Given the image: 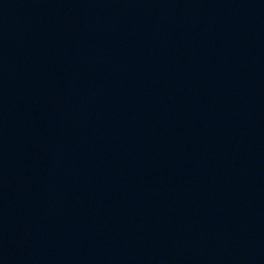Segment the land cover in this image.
Here are the masks:
<instances>
[{
    "label": "water",
    "instance_id": "water-1",
    "mask_svg": "<svg viewBox=\"0 0 264 264\" xmlns=\"http://www.w3.org/2000/svg\"><path fill=\"white\" fill-rule=\"evenodd\" d=\"M0 264H264V0H0Z\"/></svg>",
    "mask_w": 264,
    "mask_h": 264
}]
</instances>
